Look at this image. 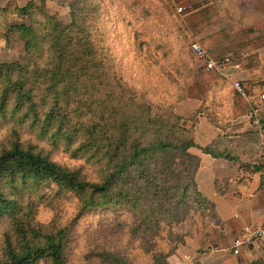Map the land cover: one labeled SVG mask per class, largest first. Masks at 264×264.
Wrapping results in <instances>:
<instances>
[{
  "label": "trees",
  "instance_id": "1",
  "mask_svg": "<svg viewBox=\"0 0 264 264\" xmlns=\"http://www.w3.org/2000/svg\"><path fill=\"white\" fill-rule=\"evenodd\" d=\"M158 1L170 10L168 0ZM232 1L264 18V0ZM104 13L103 0H73L66 24L33 1L0 8V32L23 44L25 59L0 63V212L7 217L0 264H67L72 223L102 210L113 211V232L128 227L126 244L139 245L145 264H172L185 238L196 236L194 218H214L195 183L200 160L189 150L237 158L225 135L203 148L194 142L210 88L196 96L190 87L164 88L159 98L128 86L105 37ZM10 16L24 22L12 25ZM188 98L203 105L184 120L175 108ZM66 204L74 209L69 219L62 218ZM39 207L52 212L47 222L37 221ZM93 256L133 264L118 248Z\"/></svg>",
  "mask_w": 264,
  "mask_h": 264
},
{
  "label": "crops",
  "instance_id": "2",
  "mask_svg": "<svg viewBox=\"0 0 264 264\" xmlns=\"http://www.w3.org/2000/svg\"><path fill=\"white\" fill-rule=\"evenodd\" d=\"M14 1L17 6L33 1L58 14L68 11L72 3V0ZM179 1L181 5H177L189 7ZM189 2L196 6L200 34L195 39L200 47L212 59L230 60L223 68L213 71L212 82L207 84L208 109L200 113L193 127L194 142L203 148L225 135L233 143L237 161L213 159L199 148L189 150L200 160L195 183L200 194L213 204L214 218L203 215L200 236L186 238L173 256L178 264H264V236L237 255L231 251L232 241L241 236L243 226L264 229V100L260 98L264 95V18L249 13L252 5L243 8L235 1L228 3V8L221 2ZM19 44L6 40L0 32V63L12 61L10 47ZM233 82L244 87L246 97L235 92ZM202 102L188 98L176 106L175 113L189 120L202 107ZM207 116L225 130L217 128ZM190 126L186 122V127Z\"/></svg>",
  "mask_w": 264,
  "mask_h": 264
},
{
  "label": "rangeland",
  "instance_id": "3",
  "mask_svg": "<svg viewBox=\"0 0 264 264\" xmlns=\"http://www.w3.org/2000/svg\"><path fill=\"white\" fill-rule=\"evenodd\" d=\"M168 1L171 5L170 10L165 9L158 0H140L141 5L137 9L132 7L131 0H103L104 7L108 11V15L105 13L103 15L106 40L119 55L122 75L128 86L143 89L149 96L155 94L159 98L164 88L179 90L190 87L191 93L196 96L199 92L197 95H200V91L208 89L207 84L212 82L214 72L206 71L203 63L191 50L192 44L200 45L199 40L195 39L200 34L194 11L196 3L194 1V5L191 2L187 4L188 0H182L189 7L181 6L184 11L177 14L174 6H179L177 3L180 4V1ZM207 1L221 2L225 8H228V3L232 2V0H202L203 3ZM10 3L16 5L14 0H0V8H5ZM48 13L64 24L69 22V10L59 11V14ZM226 18H229L227 14ZM8 22L12 25L22 24L24 20L10 16ZM10 48L13 50L12 61L7 63L25 61L22 43ZM200 69L203 70L202 76L198 74ZM73 212L71 205L66 204L62 212L65 216L62 218L69 219ZM51 216L52 212L48 208L39 207L36 219L39 222H47ZM113 216V211L102 210L82 216L72 223L67 237V264H101L93 255L102 249L112 251L116 248L125 250L133 264L148 262L147 256L137 243L126 244L124 232L128 227H125L124 231H119L122 233L112 231L110 222ZM120 217L121 221L127 222L125 212ZM203 219L201 214L194 218L196 225L190 227L191 230L196 227V236L191 238L200 236V224L204 222ZM6 224L7 217L0 212V239ZM168 260L172 264H178L175 256H171Z\"/></svg>",
  "mask_w": 264,
  "mask_h": 264
},
{
  "label": "built area",
  "instance_id": "4",
  "mask_svg": "<svg viewBox=\"0 0 264 264\" xmlns=\"http://www.w3.org/2000/svg\"><path fill=\"white\" fill-rule=\"evenodd\" d=\"M170 1L173 2L174 0H170ZM174 10L176 11L177 14H181L184 11V8L181 6H174ZM191 50L195 55V57L200 59V61L203 63V66L205 67V70L208 72L219 70L223 68V66L230 61L228 57L224 58L221 61L210 58L207 52L203 50L200 47V45H198L197 43L191 45ZM232 86L235 92L239 96L246 97L245 89L239 82H233ZM260 98L264 100V95H262ZM263 236H264L263 228L253 225L243 226L241 230V236L235 238L232 241V245H231L232 253L234 255L239 254L243 248L253 245L258 240L262 239Z\"/></svg>",
  "mask_w": 264,
  "mask_h": 264
}]
</instances>
